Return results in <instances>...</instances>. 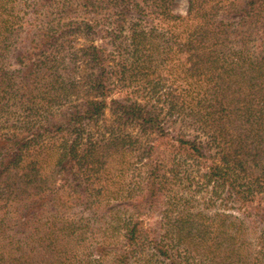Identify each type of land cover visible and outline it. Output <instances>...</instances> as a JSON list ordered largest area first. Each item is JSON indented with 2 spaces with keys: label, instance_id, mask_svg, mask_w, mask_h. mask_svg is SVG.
Masks as SVG:
<instances>
[{
  "label": "rangeland",
  "instance_id": "1",
  "mask_svg": "<svg viewBox=\"0 0 264 264\" xmlns=\"http://www.w3.org/2000/svg\"><path fill=\"white\" fill-rule=\"evenodd\" d=\"M109 1L93 0L84 11L81 0H0V144L3 150L23 144L19 164L38 168L39 184L50 194L42 208L38 203L31 208L25 228L19 221L27 194L20 188L18 195L8 196L0 185V262L217 264V259L224 258V264H264V173L260 174V167L250 158L253 152L239 147L234 155L231 147L227 157L208 151L204 157H192L175 139L181 130L189 135L200 133L189 118V108L196 117L202 96L215 97L208 83L188 75L182 65L184 53L180 60L174 55L172 16H186L188 0H128L125 9L120 8L126 0ZM203 1L207 0H195V5ZM217 1L233 9L243 0ZM256 6L264 10V0ZM195 19L199 22L192 20V24L198 25L201 19ZM86 22L92 26L90 32L84 29ZM251 31L255 32L252 25ZM91 44L102 48L108 105L87 126L93 135L85 131L81 136L95 140L110 126L121 135H139L138 126L117 118L111 101L144 104L166 117L169 125L168 133L156 140L147 134L140 137L141 144L153 142L149 151L153 165L146 164L141 149H129L123 154L110 151L106 158L97 155L98 164L92 156L89 163L85 161L88 164L75 156L74 177L56 172V156L68 136L44 130L47 123L59 118L48 117L46 110H57L58 77L63 83L73 81L67 96L73 102L96 95L89 88L90 78L98 73L88 63ZM252 44L257 47L255 52L261 51L255 41ZM28 65L32 72L23 75ZM192 99L200 103L193 105ZM178 102H183V109L174 107ZM205 130L210 134L209 127ZM226 133L236 137L232 130ZM83 151L82 147L77 150L78 154ZM4 155L0 151V159ZM235 159L247 166L239 182L253 187L246 201H234L227 185L205 175L206 165L233 166ZM154 166V180L161 189L148 200L138 178ZM79 195L88 202L83 203ZM134 223L138 234L127 237ZM22 228L36 235L52 231L57 259L40 261L41 247L26 253L30 247L35 250V240L28 246L9 244V240L24 238ZM202 231L209 234L210 243L219 231L226 232L220 245L213 246L216 257L212 261L203 254L207 239H202ZM153 241L162 249L152 247ZM226 255L230 256L226 259Z\"/></svg>",
  "mask_w": 264,
  "mask_h": 264
},
{
  "label": "trees",
  "instance_id": "2",
  "mask_svg": "<svg viewBox=\"0 0 264 264\" xmlns=\"http://www.w3.org/2000/svg\"><path fill=\"white\" fill-rule=\"evenodd\" d=\"M81 1L82 6L85 8L84 11H86L93 0ZM258 2L259 0H243L232 9L223 7L218 4L217 0L203 1V4L199 6L195 5V0H188L187 15L174 14L172 16L174 19L172 27L174 28L173 49L176 59L180 60V55L184 53L182 65L185 66L186 72H189L188 75L195 76L198 82L208 83L212 95L215 96L210 99L202 96L201 100L204 107L199 106V111L195 112L196 117L190 114L194 112L193 108H189V118H192V124L197 127V132L200 130V133L204 132L206 136L204 137L200 133L189 135L181 130L175 138L179 141V146L186 152L188 151L192 157H204L207 151L209 154L217 153L227 157L228 149L234 147V155H236V151L239 147H242L244 151L253 152V156L250 158L260 167V174H262L264 173V47L260 45L264 42V10L256 6ZM127 4L128 0L122 4L120 9H125ZM197 17L201 19V22L198 25H193L192 20L197 21L195 19ZM251 25L255 32L251 31ZM84 29L90 32L92 26L86 22ZM252 33L255 34L251 36ZM252 41H255L256 45L260 41L258 48L262 47L261 51H254L257 47H254ZM89 48L88 55L90 59H87L88 63L93 68H98V73L89 80V82L91 81L89 88L96 95L92 98H84L73 102L74 99L67 98L69 95L68 90L73 81L63 83L58 77V89H56L59 91L56 100L57 110H46L48 117L56 118V116H59V118L53 123H47L44 130L68 136L62 142L61 153L56 156V172L62 173L63 177L64 175L74 177L75 171L72 169L76 166L73 163L75 156L78 155L84 164H88L87 159L92 156L98 164L100 162L97 155L106 158L110 151L123 154L129 149H141L147 157L144 160L146 164L153 165V159L149 154V151L154 148L153 142L148 140L146 144H141L140 137L142 134H147L150 137L149 139L156 140L157 137L168 133L166 129L169 125L166 117H161L159 113L146 108L144 104L125 100L111 101L114 106L113 111L118 115L117 118L119 117L123 122L133 126H138L140 134L135 135L136 137L132 136L131 133L118 134L115 131V126L107 128L95 140H91L90 136L85 140L83 135L81 136V133L85 131L87 134L93 135L92 132H89L87 126L98 118L108 105L103 85L105 82V67L103 58H101L102 48L95 44H91ZM20 72L22 70L17 71V73ZM31 72L32 68L28 65L23 70V75ZM191 103H194V99L191 100ZM197 103L200 102L197 101L193 105ZM178 105H180V109H183V102L175 103L174 107ZM203 110L205 112H201ZM206 127L210 128V134H207ZM229 128L235 132V138L228 137L226 132H230ZM242 138H244L243 141H241ZM22 145L16 144L12 149L3 150L0 144V151L5 154L0 159V185H4L3 191L8 196L18 195L21 192L19 191L20 188L24 191L23 193L27 194L26 206L24 205L25 211L19 221V224L26 225V228L29 226L27 217H30V215L27 214H29L31 208L35 203H38L42 208L43 203L50 194H46V188L41 187L39 184L40 179H37L39 175L38 168L33 165L30 169H27L19 164ZM79 147L84 150L81 154L77 152ZM234 163L233 166H224L219 163L206 165L205 175L219 184L227 185L228 192H230L228 195L234 201H246V195L252 193L253 187L250 184L249 186L241 184L239 179H241V172H244L247 166H245L244 161L238 159H235ZM155 169L156 166L149 169L144 177L140 175L138 178V181L142 184L141 189L143 191L141 193H145L144 198L147 197L148 200H151V196H155L158 190L161 189V186L154 180ZM80 171H82L81 168ZM85 172L89 174L87 170ZM83 176L87 178L84 173ZM258 178L261 179L260 175ZM77 183H81V181ZM78 185L76 184V186ZM48 192L52 193L53 189H48ZM0 195L3 196V194ZM79 197L82 198L83 203L88 202L86 196L79 195ZM124 198L128 199L129 197L124 196ZM92 202L93 200H91ZM9 214L8 211L7 220L10 219ZM262 216H264V209ZM14 226L20 227L19 225ZM25 228L20 229L21 231L25 230L24 238L9 240V244L20 245L21 242L22 246H28L31 240H35V250L30 247L26 253L33 254L41 247L40 261L45 260L47 263L55 261L57 255L53 248L57 242L54 240V233L48 230L47 233L44 231L40 235H36V233L28 232ZM127 234V237L133 238L138 234L137 223H134ZM224 235H226V232L219 231L214 243H210L208 240L209 234L204 231L201 232L202 239H207L202 246V250L209 261L215 259L216 254H212V251L216 250L213 246L220 245L222 240L225 239ZM29 237H36V239ZM151 246L159 250L162 249L156 241H153ZM229 256L226 255L225 258L227 259ZM217 261V264L225 263L224 258L217 259ZM11 263L12 261L5 264ZM229 263L230 261L226 262V264Z\"/></svg>",
  "mask_w": 264,
  "mask_h": 264
}]
</instances>
